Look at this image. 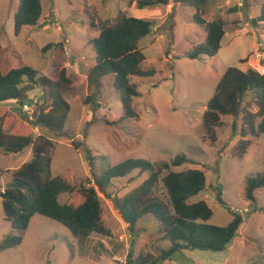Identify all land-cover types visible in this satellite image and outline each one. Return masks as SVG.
Returning <instances> with one entry per match:
<instances>
[{
	"label": "rangeland",
	"instance_id": "1",
	"mask_svg": "<svg viewBox=\"0 0 264 264\" xmlns=\"http://www.w3.org/2000/svg\"><path fill=\"white\" fill-rule=\"evenodd\" d=\"M132 1L138 0H42L40 23L24 27L17 36L19 0H0L1 70L29 66L42 77L55 76L65 67L72 80L73 87L65 93L71 110L62 135L37 129L40 136L54 142L52 177L62 178L75 190L62 194L60 203L83 195V188L94 185L96 177L123 161H170L186 154L189 162L174 170L200 169L207 178L204 192L189 203H208L213 211L209 224L226 227L234 214L241 215L244 222L225 251L186 250L170 259L174 264H264V189L255 192L256 204L245 197L247 178L264 174V135L247 137L251 144L239 158L233 152L243 139L240 115L222 117L223 126L216 129L218 140L214 145L202 124L207 104L228 68L263 69L259 64L264 62V26L254 25L251 19L260 15L264 0L212 1L205 20L222 19L226 35L216 56L197 59H190L188 54L205 42L206 32L195 22L193 7L180 3L174 10L176 3H171L139 9L135 2L130 7ZM122 13L155 22L154 33L140 41L145 67L154 69L155 75L132 79L139 92L132 104L138 119L118 121L123 116L122 94L113 86V75L93 73L97 55L91 42L99 36L92 22L103 19L113 25ZM48 45L52 48L43 52ZM251 54L254 56L243 63ZM41 90L39 85L29 95L33 104L39 102L36 99L42 96ZM14 104L0 106V127L12 117L7 131L18 123L27 126L28 112L37 109L29 103V111ZM252 110L256 112V108ZM32 157L31 148L16 155L0 153V190ZM147 177L148 173L135 170L112 180L108 192L112 198H122L137 190ZM219 194L225 205L218 201ZM99 196L101 220L109 237L93 234L81 243L63 224L35 215L22 244L0 252V264H127L130 251L136 259L152 247L157 258L169 249L171 242L161 234L155 216H144L130 231L112 201L103 194ZM11 232L0 198V242Z\"/></svg>",
	"mask_w": 264,
	"mask_h": 264
},
{
	"label": "trees",
	"instance_id": "2",
	"mask_svg": "<svg viewBox=\"0 0 264 264\" xmlns=\"http://www.w3.org/2000/svg\"><path fill=\"white\" fill-rule=\"evenodd\" d=\"M212 1L214 0H138L132 1L130 7L133 2L139 9L167 7L171 3L193 7L196 10L195 22L204 26L206 32L205 42L195 46L188 54L190 59H197L201 56H216L226 35L222 19L210 22L205 20ZM42 13V0H19L15 13V34L19 36L24 27L37 26ZM251 21L254 25L264 26V4L260 15ZM92 26L99 30V36L91 42L97 55L93 73L98 76L113 75V86L122 94L123 116L118 121L138 119L132 104L139 92L132 79L155 75L154 69L145 67L146 58L140 47V41L154 33L155 22L122 13L113 25L100 19L98 23L92 22ZM51 48L52 45H48L43 52ZM1 49L0 45V51ZM253 56L251 54L242 62H248ZM259 67L263 69L243 71L228 68L217 84L215 94L202 117L206 136L214 145L218 140L216 129L223 126L222 117L241 116L243 139L233 152V156L239 158L245 155L251 144L247 137L260 138L264 135V62L260 61ZM39 85L43 89L42 96L36 99L39 102L33 104L34 99L29 95ZM71 87L72 80L65 67L55 76L42 77L29 66L7 72H3L0 67V106L15 103L14 105L19 104L20 109H23L29 103L37 108L28 112L27 126L18 123L7 131V125L12 121L10 117L0 127L1 154H22L28 148L33 153L30 161L14 171L11 183L0 190L5 219L12 225V232L0 242V252L22 244L24 233L35 215L63 224L81 243L93 234L109 237L110 232L105 229L101 220L99 193L112 201L114 209L128 224L130 231L138 220L146 215H153L160 222L161 234L171 242L170 248L157 258L149 253H142L134 259L133 251H130L127 264H157L184 250L225 251L238 236L244 219L241 215L234 214V219L228 226H215L209 224L213 211L205 200L189 203L191 198L204 192L207 178L206 173L200 169L174 170L189 162L186 154H179L170 161H123L96 177L94 185L83 188V195H75L67 203H60L62 194H73L75 190L62 178L52 177L50 167L54 142L40 136L37 129L62 135L71 110L65 93ZM253 108H256V112ZM233 127L236 129L235 124ZM135 170H139L141 174L148 173L147 179L128 195L112 198L108 192L112 180L124 178ZM259 189H264V174L247 178L245 197L252 204H256L255 192Z\"/></svg>",
	"mask_w": 264,
	"mask_h": 264
},
{
	"label": "crops",
	"instance_id": "3",
	"mask_svg": "<svg viewBox=\"0 0 264 264\" xmlns=\"http://www.w3.org/2000/svg\"><path fill=\"white\" fill-rule=\"evenodd\" d=\"M180 4V3H179ZM174 5V7L172 8V9H174V10H176L177 8H178V4H173ZM135 6V5H134ZM8 118H10V117H7L6 118V120L8 119ZM5 122V121H4ZM124 223V222H123ZM124 225H126L127 227H128V224H125L124 223ZM92 237V236H91ZM90 237V238H91ZM171 246V245H170ZM170 248V247H169ZM146 249H149V245H146ZM151 251H153V248L151 247ZM148 252L149 254H151V255H153L154 257H156L155 255H154V253H152V252ZM184 251H186V250H184ZM162 264H174V262H173V260L172 259H169V260H166V261H164V262H162Z\"/></svg>",
	"mask_w": 264,
	"mask_h": 264
},
{
	"label": "built area",
	"instance_id": "4",
	"mask_svg": "<svg viewBox=\"0 0 264 264\" xmlns=\"http://www.w3.org/2000/svg\"><path fill=\"white\" fill-rule=\"evenodd\" d=\"M27 111H29V108L28 107H24ZM237 212H239V213H243V211L242 210H240V209H238V210H236ZM246 213H249V209H246Z\"/></svg>",
	"mask_w": 264,
	"mask_h": 264
},
{
	"label": "water",
	"instance_id": "5",
	"mask_svg": "<svg viewBox=\"0 0 264 264\" xmlns=\"http://www.w3.org/2000/svg\"><path fill=\"white\" fill-rule=\"evenodd\" d=\"M218 201H219L221 204L225 205L224 202L221 200V195H220V194L218 195Z\"/></svg>",
	"mask_w": 264,
	"mask_h": 264
}]
</instances>
